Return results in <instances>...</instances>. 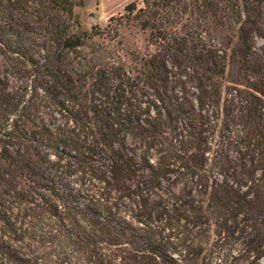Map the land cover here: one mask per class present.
<instances>
[{"label":"trees","instance_id":"16d2710c","mask_svg":"<svg viewBox=\"0 0 264 264\" xmlns=\"http://www.w3.org/2000/svg\"><path fill=\"white\" fill-rule=\"evenodd\" d=\"M79 1L0 0V264H264V0L126 4L129 69Z\"/></svg>","mask_w":264,"mask_h":264},{"label":"rangeland","instance_id":"374dc122","mask_svg":"<svg viewBox=\"0 0 264 264\" xmlns=\"http://www.w3.org/2000/svg\"><path fill=\"white\" fill-rule=\"evenodd\" d=\"M128 3L142 6V0H80L73 8V19L77 25L72 27L74 32H90L92 27H98L102 34L94 35L82 50H103L110 61L120 63L126 69L132 66L134 54L144 55L154 49L148 30L119 17L126 14L124 6ZM112 28L115 31L112 32ZM262 45L263 41L256 38L255 46Z\"/></svg>","mask_w":264,"mask_h":264}]
</instances>
